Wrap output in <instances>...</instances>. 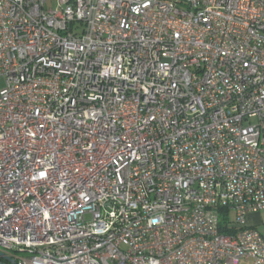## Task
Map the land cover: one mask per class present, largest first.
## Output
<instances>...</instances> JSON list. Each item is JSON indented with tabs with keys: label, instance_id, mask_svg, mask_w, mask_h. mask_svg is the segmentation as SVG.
<instances>
[{
	"label": "built area",
	"instance_id": "1",
	"mask_svg": "<svg viewBox=\"0 0 264 264\" xmlns=\"http://www.w3.org/2000/svg\"><path fill=\"white\" fill-rule=\"evenodd\" d=\"M48 1L0 0V251L264 264V0Z\"/></svg>",
	"mask_w": 264,
	"mask_h": 264
},
{
	"label": "crops",
	"instance_id": "2",
	"mask_svg": "<svg viewBox=\"0 0 264 264\" xmlns=\"http://www.w3.org/2000/svg\"><path fill=\"white\" fill-rule=\"evenodd\" d=\"M247 222L264 235V209L258 213H249L247 215ZM239 264H252V261L250 259H242Z\"/></svg>",
	"mask_w": 264,
	"mask_h": 264
},
{
	"label": "water",
	"instance_id": "3",
	"mask_svg": "<svg viewBox=\"0 0 264 264\" xmlns=\"http://www.w3.org/2000/svg\"><path fill=\"white\" fill-rule=\"evenodd\" d=\"M0 257L5 259L9 264H18L13 257H11L10 255H8L2 251H0Z\"/></svg>",
	"mask_w": 264,
	"mask_h": 264
},
{
	"label": "rangeland",
	"instance_id": "4",
	"mask_svg": "<svg viewBox=\"0 0 264 264\" xmlns=\"http://www.w3.org/2000/svg\"><path fill=\"white\" fill-rule=\"evenodd\" d=\"M56 3H57V0H49L48 1V4L51 6H54ZM235 218H236L235 214L232 213L231 219H235ZM0 264H7V263H6V261L3 260L2 262H0Z\"/></svg>",
	"mask_w": 264,
	"mask_h": 264
},
{
	"label": "trees",
	"instance_id": "5",
	"mask_svg": "<svg viewBox=\"0 0 264 264\" xmlns=\"http://www.w3.org/2000/svg\"><path fill=\"white\" fill-rule=\"evenodd\" d=\"M3 260L6 261L5 259L0 257V262H2ZM6 263L9 264L7 261H6Z\"/></svg>",
	"mask_w": 264,
	"mask_h": 264
}]
</instances>
